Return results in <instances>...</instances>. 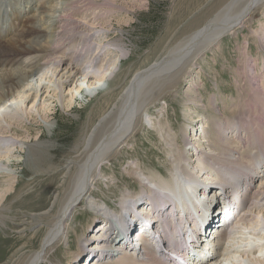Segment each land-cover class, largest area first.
I'll return each mask as SVG.
<instances>
[{
    "label": "bare ground",
    "instance_id": "6f19581e",
    "mask_svg": "<svg viewBox=\"0 0 264 264\" xmlns=\"http://www.w3.org/2000/svg\"><path fill=\"white\" fill-rule=\"evenodd\" d=\"M112 2L0 0V6L3 7L0 9V26L11 16L10 10H15L16 15L17 12H25L21 19L16 16L11 23L7 21L4 25L6 30L0 31V179L13 180L14 176L9 171L12 159L18 158L15 156L16 151H24L27 147V161L29 159L32 164L33 161L42 162L44 153L48 151L46 145L37 142L39 139L30 142L27 141L29 136L21 137L16 130L20 127L17 125H21L24 119L32 120L35 112L46 121L54 99L63 107L71 108L75 102L74 92L81 93L87 84H99L115 73L121 57L126 55L124 48L116 43L105 44L109 37L106 28L92 33L94 30L87 19L90 14L85 12L86 14L79 15L83 8L81 6H86L87 3L96 8L95 10H101L112 9ZM263 7L264 0H229L205 25L180 40L160 59L135 73L121 95L117 96V102L102 114L92 132L85 138L83 148H80L73 159L66 162L67 169H76L68 194L66 193L53 221L47 226L40 248L32 252L26 264H44L49 256L48 251L64 241L75 209L86 198L87 201L94 198L91 191L99 181L97 176H102L103 164L117 149L128 144L131 135L137 133L144 118L143 113L151 107L150 96L158 89L155 85L163 80L171 85L185 76L190 86L187 100L184 101V118L188 120L184 130L189 133L187 139L182 128L181 137L183 145L188 146L184 147L185 154L180 156L179 164L172 167L171 178L174 180L170 179L163 185L152 177L149 183L154 189L153 192L148 190L150 187L142 184L141 199L137 200L134 208L130 203V196H126L125 203L122 204L126 205L122 209L127 210V213L124 212L123 215L108 208L105 214L109 222L105 225V221H101L107 231L100 230L96 243L91 241V237L85 238L84 243L92 246L87 250L83 246L80 255L74 256L71 264H75L87 251L84 258L89 257L91 260L88 258L82 264H104L107 260H111L113 264H264V180L261 179L264 176V97L253 100L244 112V104L241 101L237 103L234 107H237L239 115L232 117V120L224 117L214 120L216 123L212 125L213 130L219 135L218 142H221L218 149L209 141V122L199 112V107L204 104H201V99H196L198 96L201 98V93L194 88L198 84L194 78V67L199 64L198 61L206 58L209 51L216 49L222 40L238 27L245 25ZM100 14H94L99 17V21L103 19V13ZM16 26L22 30L14 31ZM65 84L70 87V95L67 96L64 91ZM256 89L253 94L255 92L257 97L261 96L259 86ZM262 91L264 94V85ZM29 99L35 100L31 106ZM253 113L257 114L256 119L252 118ZM146 117L150 119L151 128L165 130L166 138H171L172 143L177 141V137L172 139L173 134L169 130L171 127L166 131V125L156 124L159 118L153 119L150 115ZM253 127L256 128L257 136L251 138L248 132ZM228 133L232 137L225 136ZM9 134L18 136L13 138ZM233 137L239 138V141L235 138L231 140ZM254 141L257 151L262 147L260 155H256V152L254 157L250 156L254 152L252 145L246 149L250 150L249 155L241 154L245 142L252 144ZM236 142L242 146L235 147ZM207 147L209 151L206 150ZM132 170L130 173L135 175V169ZM184 181L187 186H184ZM142 182L148 181L142 179ZM174 183L176 187L172 186ZM202 183L205 187L199 190V184ZM208 183L218 187V191L214 192L211 187H206ZM216 193L217 198H212L216 197ZM3 195L6 192L1 190L0 196ZM225 198L228 199L227 206ZM57 199L58 196L55 197L53 205ZM168 199L173 200L172 205ZM214 199L219 202L216 203L215 200L214 203ZM188 201L191 207L187 205ZM158 205L165 206V210L159 209ZM218 206L219 216L224 217H220L223 223L220 229L217 226L216 234L209 235V229L215 226L219 217ZM93 207L90 206L92 209ZM193 207L199 213L196 219ZM94 210L103 212L101 209ZM50 212L51 210H47L34 214L32 218L41 222L42 217L48 216ZM128 214L129 219H126ZM182 214L190 217L182 218ZM235 221L236 225L233 227ZM100 224L94 223V228H100ZM119 224L123 226V231H117ZM89 227L88 225V229L93 231L94 228ZM187 230L189 235L184 237L182 234H188ZM136 232L143 234L135 238L137 244L134 245L130 241ZM147 239L155 245H148ZM136 245L141 246L139 250ZM156 246H160L158 252L162 251L161 253H156ZM222 249L223 253L220 255ZM128 252L133 254L125 256Z\"/></svg>",
    "mask_w": 264,
    "mask_h": 264
},
{
    "label": "rangeland",
    "instance_id": "374dc122",
    "mask_svg": "<svg viewBox=\"0 0 264 264\" xmlns=\"http://www.w3.org/2000/svg\"><path fill=\"white\" fill-rule=\"evenodd\" d=\"M110 1H113L114 5H111L113 8H101V10H95L96 8L87 3L88 8L85 3L86 6H81L83 8H81L79 15L90 14L87 18L90 21H87L92 25L91 27L94 30L92 33L106 28L109 37L105 40V44L116 43L121 48H124L126 55L121 57L120 65L116 68L115 73L99 84L96 83L89 86L86 83L87 86L83 88L81 93L74 92L75 102H73L71 108L63 107L59 101L54 99L49 107V118L46 121L35 112L32 120L24 119L21 125H17L20 127H17L16 130L21 137L29 136L27 141L30 142L39 139L37 142L39 141L46 145L48 153H44L42 162L33 161L32 164L29 159L27 161V147H25L24 151L21 149L18 152L16 151L15 156H18L19 159H12V167L10 166L11 169L9 171L14 176L13 180L8 178L0 179V191L6 192V195L0 196V264H26L32 252L40 248L48 229L47 226L51 224L56 216L73 181V174H75L76 169H73V167L67 169L68 161L77 155L81 150L80 148H83L85 138L92 132L102 114L112 108L117 102L116 99L128 86L135 73L160 59L180 40L205 25L229 0ZM1 8L3 7L0 6ZM20 8L23 7L21 6ZM91 9L93 10L91 11ZM24 13L21 11L17 12L16 15L15 10H10L11 16L7 17L3 24L6 25L7 21L11 23L16 16L21 19ZM100 13H103V19L99 21L97 20L99 17L97 18L96 15L95 17L94 14ZM95 20L97 21L96 23ZM4 25L1 24L0 31L6 30ZM13 29L16 32L22 30L17 26ZM263 30L264 7L255 12L245 25L238 27L231 35L222 40L216 49L209 51L206 58L200 59L198 61L199 64L194 67L196 69L194 78L198 82V84L194 85V88L201 93V98L198 96L196 99H201V104H204L199 107V112L209 122V130L211 132L208 137L211 145L218 147V149H220L221 142H218L219 135L213 130L214 126L212 125L216 123L214 120L218 117L232 120V117L239 115L236 110L237 107H234L237 103L241 101L240 103L244 104L245 109L242 107L244 112L248 110L246 107L254 102L253 100L257 101V99L264 97L262 91V86L264 85ZM37 59H39L38 56ZM165 82L166 80H163L155 85L158 89L150 96L151 107L143 113L144 118L137 128V133L133 136L131 135L128 144L117 149L112 157L103 164L102 176H97L99 181L91 191V195L94 198L89 199V201L86 198L78 205L74 211L73 218L69 221V228L64 241H61L60 244L55 245L56 247L54 246L48 251L49 256H47L44 264H71L74 262L73 257L80 255L79 253L83 246H85V250L90 249L92 246L91 244L87 246L84 243L85 238L91 237V241L96 243L100 230H103V232L107 231L105 225L109 222V219L106 217L105 212L108 208L123 215L124 212L127 213V210L122 209L126 205H122L125 203L124 198L130 196V200H132L130 203L133 208L136 207L137 200L141 199L142 184H145L147 188L150 187L149 181L152 177L157 182L158 180L162 182L163 185L166 181L172 179V167L179 164L180 156L185 154L184 147L187 148L188 146L183 145L181 133L182 128L184 130L185 124L188 122L184 118V101L187 100V90L190 85L186 76L185 78L177 79L171 85ZM65 86V96L70 95V87H68V84H65ZM73 86L74 84L71 85V88ZM257 86H259L262 94L258 97L255 92L253 94V91H257ZM96 87L97 90H95ZM91 93L94 94L91 95ZM29 100H31L29 103V106H31L35 100ZM38 102L40 103V101ZM146 115L152 116L153 119L154 117L159 118L158 121L156 120V124L166 125V131L171 127L169 130L173 134L172 139L175 140L177 137V141L172 143L171 138H166L165 130L157 131L154 127L151 128L149 116L146 117ZM256 115V113H253L251 116L256 119ZM195 124L197 125V123ZM200 125L201 123L198 126L200 127ZM255 131L256 128L253 127L252 131L248 132V135L251 138L256 137ZM188 133V130H184L187 139ZM9 135H12L13 138L18 136ZM193 135L194 133H192ZM236 135H241V133H236ZM225 136L230 138L232 134L228 133ZM234 138L239 141L237 137H233L231 140ZM192 144L194 143L192 142ZM240 145L239 142L234 144L235 147ZM254 145L255 141L252 144L245 142V148L241 151V154L249 155L250 150L247 151L246 149L251 147L254 152L250 156L254 157L256 152H258L256 155H260L262 147L260 151H257ZM208 149L207 147L206 150L209 151ZM132 169H135V175L130 173L133 171ZM142 179H146L148 182H142ZM261 179L264 180L263 175ZM187 185L184 181V186ZM199 185H201L199 190L205 187L203 183ZM172 186L176 187V184L174 183ZM206 187H211L214 192L218 191L216 190L218 187L210 186L209 183ZM148 190L153 192L154 189L150 187ZM220 193L222 194L221 191ZM56 195L58 199L53 205ZM215 195L216 197L213 196L212 198H217L218 193ZM212 198L211 200H213ZM178 200L179 202L181 201L180 199ZM225 200V206H227L228 199L225 198ZM167 201L172 205L171 201L173 200L168 199ZM149 202L152 201L149 200ZM221 204L220 207L222 206ZM92 205H95V207ZM187 205L191 207L190 201L187 202ZM158 208L165 210V206L158 205ZM195 208L193 207L195 211L193 215L196 219L199 213ZM94 209H101L103 212L99 213ZM219 209L218 206L217 216L220 213ZM47 210H51L49 213L51 217L49 215L42 217L41 222L32 218V215ZM181 216L187 219L189 215L182 214ZM221 216L217 218L215 226L209 229V235L217 233L218 225L220 229L223 223L220 219ZM103 220L105 221L104 226V222H101ZM93 222L95 224L101 223L100 228L95 229L94 226L96 225ZM88 225L94 228L93 231L88 229ZM235 225L236 221L233 223V227ZM139 234L141 235L142 233L136 232L131 236L130 242L132 244H137L135 237H138ZM156 247L159 248L160 246ZM132 252L126 253L125 256H131ZM86 253H83L75 261V264H82L84 263L83 261H87L84 258ZM222 253L223 249L220 255ZM108 261H104V264H113L111 260L109 263ZM86 263L88 264V262Z\"/></svg>",
    "mask_w": 264,
    "mask_h": 264
}]
</instances>
